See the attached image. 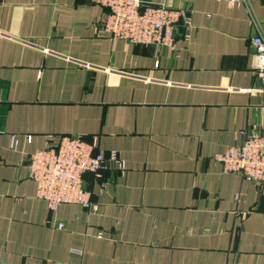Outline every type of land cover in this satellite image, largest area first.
<instances>
[{
    "label": "crops",
    "instance_id": "0c3cea01",
    "mask_svg": "<svg viewBox=\"0 0 264 264\" xmlns=\"http://www.w3.org/2000/svg\"><path fill=\"white\" fill-rule=\"evenodd\" d=\"M145 1L190 18L172 46L100 36L89 0H0V264H264V182L217 159L264 135V0ZM64 135L126 164L85 174L91 208L37 197Z\"/></svg>",
    "mask_w": 264,
    "mask_h": 264
},
{
    "label": "built area",
    "instance_id": "2783aa9c",
    "mask_svg": "<svg viewBox=\"0 0 264 264\" xmlns=\"http://www.w3.org/2000/svg\"><path fill=\"white\" fill-rule=\"evenodd\" d=\"M108 9L105 18L94 23L100 36L125 39L131 43L172 46L177 37L179 22L190 18L165 3L154 4L145 0H89ZM228 3H247L248 0H221ZM259 27V26H258ZM253 67L264 85V32L259 27L252 37ZM13 148L17 147L14 139ZM217 159L226 172L242 174L257 183L264 182V135L253 134L242 144L219 154ZM113 167L124 174L127 167L118 152L96 151L94 143L81 136H49L42 149L35 152L29 162L30 177L37 184V197L45 200L57 212L66 203L93 206L91 192L86 186L85 174ZM59 228L64 223L58 224Z\"/></svg>",
    "mask_w": 264,
    "mask_h": 264
}]
</instances>
